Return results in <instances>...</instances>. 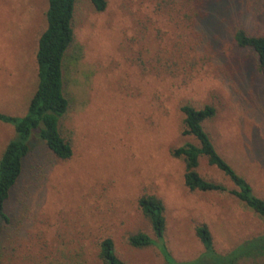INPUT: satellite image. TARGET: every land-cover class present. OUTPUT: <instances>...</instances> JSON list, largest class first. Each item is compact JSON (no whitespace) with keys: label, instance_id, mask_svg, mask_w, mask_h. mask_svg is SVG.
<instances>
[{"label":"rangeland","instance_id":"obj_1","mask_svg":"<svg viewBox=\"0 0 264 264\" xmlns=\"http://www.w3.org/2000/svg\"><path fill=\"white\" fill-rule=\"evenodd\" d=\"M126 5L138 12L140 3L108 0L107 10L98 13L90 0H78L76 44L82 49L77 66L68 61L72 108L63 120L75 155L60 160L41 141L32 143L8 202L10 219L1 220L0 264H105L94 242L107 235L128 264H166L156 246L129 243L138 231L155 237L138 206L143 191L164 200L165 239L177 260L204 251L196 228L206 223L215 249L223 254L261 235L249 250L240 249L246 253L238 264H264L263 218L228 192L188 189L184 162L171 153L191 139L182 133V106L213 105L217 113L205 128L253 193L264 199V73L255 54L235 40L240 27L264 32V0H236L213 15L202 36L211 50L209 66L185 86L137 74L126 58L135 32ZM46 10L47 0H0L3 112L24 115L37 89L36 53ZM13 136V126L0 122V158ZM201 171L234 187L204 158ZM86 231L92 234L82 236Z\"/></svg>","mask_w":264,"mask_h":264},{"label":"trees","instance_id":"obj_2","mask_svg":"<svg viewBox=\"0 0 264 264\" xmlns=\"http://www.w3.org/2000/svg\"><path fill=\"white\" fill-rule=\"evenodd\" d=\"M90 1L98 13H104L108 8V0ZM235 1L139 0L138 12L126 5L125 15L130 16L135 29L129 36L126 58L133 61L132 66L142 78L153 76L159 80H171L180 86L188 85L209 66L212 58L211 50L202 37L208 21L210 23L217 11H225L224 6L229 7ZM77 3L78 0H47V25L39 37L36 53L37 89L24 115L0 110V122L14 128V136L4 147L0 158V237L3 233L1 220L10 219L8 202L24 174L25 160L31 152L32 143L41 141L60 160H71L75 155L73 138L64 132L63 120L72 108L70 80H67L68 61L70 59L71 64L76 65L82 49L76 44ZM235 40L240 47L255 54L259 71L264 73V32L252 34L240 27L235 32ZM75 45L78 55L73 54L71 59L69 53ZM181 109L184 114L182 133L191 139L174 147L171 153L184 162L185 186L191 191L228 192L264 220V199L253 193L250 182L238 174L221 154L204 126L208 119L216 115V108L210 104L203 108L185 104ZM203 158L224 173L234 187L207 178L201 171ZM138 206L155 237L138 231L129 236V243L136 248L156 246L166 264H238L239 257L246 253L240 249L249 250L253 242L261 238V235L254 237L245 243L250 244L223 254L215 249L210 227L204 223L196 228L204 251L194 259L179 261L167 248L164 200L157 194L143 191L138 197ZM87 234L92 233L86 231L82 236ZM94 244L98 246L99 258L105 264H128L118 255L111 235L96 240Z\"/></svg>","mask_w":264,"mask_h":264}]
</instances>
